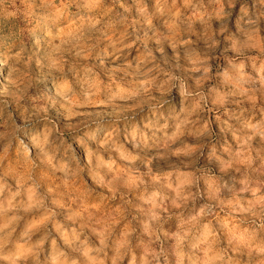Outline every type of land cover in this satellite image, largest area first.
Instances as JSON below:
<instances>
[{"label": "clouds", "instance_id": "9594fccd", "mask_svg": "<svg viewBox=\"0 0 264 264\" xmlns=\"http://www.w3.org/2000/svg\"><path fill=\"white\" fill-rule=\"evenodd\" d=\"M209 4L211 8L205 6L204 0H153L150 12L147 0H132L131 5H125L123 0H0V65L8 68L6 83L0 88V142L6 141L8 146L12 138L29 128L28 116L22 114L17 122L13 108L20 107L30 87L28 73L33 61L24 57V48L19 45L25 31L34 41L39 40L32 31L33 25L42 26L46 36L54 28L60 40L36 58V67L55 70L65 79L68 73L78 75L82 84L87 85L79 96L74 92L64 94L69 112L88 107L115 109L124 102L133 118L134 113L143 109L155 116L167 100L156 103L153 92L166 97L177 83L182 85L178 94L183 118L175 123L174 129L159 144L150 143L147 134L139 142L135 137L130 141L135 149L152 151V155L142 159L139 151L128 152L123 146L117 150L125 163L123 168L115 169L112 179L136 194L137 210L143 219L138 237L136 230L125 228L115 239L111 264H118L125 256L129 264H229L226 252L213 247L215 229L208 219L207 206L201 205L187 217L183 211L198 194L204 195L199 187L203 179L197 175L199 170L189 171L186 179L177 184L173 180L175 170L163 167L156 170L153 166L157 162L167 163L173 157H185V165L191 168L210 133L211 122L204 114L215 110L219 118L221 110L229 111V103L237 106L236 119L241 131L236 136L234 156L223 170L242 172V187L235 199L243 201L247 214L264 220V181L251 176L255 172L264 173V147H252L256 140L264 145V0H252L251 7L243 0L240 5L243 23L238 36L225 26L230 10L236 6L234 0H209ZM73 6L83 14V19L69 26L65 22L71 19ZM133 10L135 17L130 16ZM154 16L161 19L163 29L154 33L155 49L129 60L128 54L137 47L139 37L138 32L135 38L131 35L132 22L143 20L144 26L152 29ZM213 21L219 27H214ZM197 42L203 47H196ZM166 45L173 50L171 59L165 53ZM108 49L112 50L114 66L102 78L88 61L91 53L97 51L103 67ZM220 56L224 57L223 64L216 65L214 70L213 61ZM182 57L197 74L191 89L183 86L180 76L172 70H182ZM85 72L87 80L83 78ZM118 73L130 77L131 83L127 86L121 83ZM89 80L93 83L89 84ZM217 96L222 102L215 100ZM125 119L121 114L116 122ZM186 135L192 136L196 143L184 141ZM241 136L247 137L242 143ZM7 150L5 147L4 151ZM217 159L213 146L207 160L212 163ZM174 218L177 230L166 231L165 224ZM99 235L100 244L105 245V233L101 231ZM133 237H137L139 255L133 250ZM165 241L169 242L168 249L164 247ZM229 242L239 246L244 244V238L233 234ZM248 247L255 250L250 244ZM95 251L101 253L104 248ZM259 251L264 253V248Z\"/></svg>", "mask_w": 264, "mask_h": 264}, {"label": "rangeland", "instance_id": "374dc122", "mask_svg": "<svg viewBox=\"0 0 264 264\" xmlns=\"http://www.w3.org/2000/svg\"><path fill=\"white\" fill-rule=\"evenodd\" d=\"M123 2L131 5L132 0ZM234 2L236 6L230 10V19L225 22V26L230 33L238 36V28L243 23L240 10L243 0ZM147 4L151 12L153 0H147ZM204 4L208 8L212 7L209 0H204ZM247 4L251 7L252 0H247ZM71 12V19L65 22L69 26L83 19V14L75 6ZM135 15L134 10L130 12V16ZM153 24L154 27L149 29L144 26L143 20L132 22L131 35L135 38L138 32L139 37L137 47L128 54L129 60L155 49L154 33L157 29H163L159 17H153ZM213 26L219 27L215 21ZM196 28L199 32L200 26ZM32 31L39 40L34 41L25 31L19 45L24 48V57H30L33 61L28 73L30 87L20 107L13 108L17 122L21 121L22 114L28 116L29 128L12 138L10 146L6 141L0 142V206L4 209L0 212V229H3L0 230V264H95L99 260L111 264V258L115 255V239L125 228L136 230L138 237L143 219L137 210L139 201L136 194L112 179L115 169L123 168L125 163L119 158L117 150L123 146L128 152H141L142 159L151 156L152 151L135 149L130 141L135 137L136 142H139L147 134L151 137L150 143L159 144L165 134L174 129L175 123L183 118L180 111L181 97L178 94L182 85L177 83L166 97L153 92L156 103L167 100L155 116L143 109L134 113L133 118L128 115L124 102L115 109L88 107L74 108L69 112L64 94L74 92L79 96L87 85L82 84L78 75L68 73L65 79L55 70L37 68L36 58L60 40L54 28L48 31L47 36L42 26L33 25ZM195 46L203 47L198 42ZM165 53L169 59L172 58L173 50L167 45ZM91 57L88 65L100 72L102 78L114 66L111 49H108L103 67L100 66L97 51H93ZM223 60L224 57L220 56L213 61L214 70L216 65L223 64ZM180 64L182 70H172L180 76L183 86L191 89L197 74L183 57ZM7 76L8 68L0 65V88L4 87ZM83 78L88 79L87 72ZM117 78L126 86L131 83V78L123 73H118ZM88 83L93 82L89 80ZM215 100L222 102L220 96L215 97ZM227 107L229 111L221 110L219 118L215 110L204 114V118L211 122L210 133L205 137L204 147L191 168L185 165V157H173L167 163L157 162L153 166L156 170L160 167L175 170L173 180L177 184L186 179L189 171L198 169L197 175L203 177L199 187L204 195L198 194L183 210L185 216L193 215L201 205L207 206L210 213L208 219L215 229L214 249L226 252L229 264H264V253L259 251L264 248V220L247 214L243 211V201L235 199L242 187V172L223 170L234 156L236 136L241 131L236 119L237 106L229 103ZM209 108L212 109L211 104ZM121 114L127 119L117 123ZM245 139L246 136H241L240 142ZM183 140L196 143L190 135L184 136ZM213 146L218 159L209 163L207 156ZM5 147H8L6 152ZM252 147L262 148L264 145L256 140ZM251 176L264 181V173L255 172ZM12 215L16 218L13 219ZM164 227L166 231H176L177 220L168 221ZM101 231L105 233V245L100 244ZM233 234L242 236L244 244L238 246L230 243ZM137 237L132 238V243L133 250L139 255ZM249 244L255 250H250ZM102 247L103 252L95 251ZM164 247L168 249V241H165ZM118 264H129V258L125 256Z\"/></svg>", "mask_w": 264, "mask_h": 264}, {"label": "bare ground", "instance_id": "6f19581e", "mask_svg": "<svg viewBox=\"0 0 264 264\" xmlns=\"http://www.w3.org/2000/svg\"><path fill=\"white\" fill-rule=\"evenodd\" d=\"M14 196H15V195H14ZM18 198H19V197H18ZM16 199H17V198H16ZM35 200H36V199H35ZM36 202H37V201H36ZM36 202H35V203H36ZM6 203H7V202H6ZM16 203H17V202H15V204H16ZM21 203H22V202H21ZM40 204H41V202H40ZM18 205H19V204H18ZM30 205H31V204H30ZM33 205L35 206V204H33ZM23 207H24V205H23ZM10 208H11V207H10ZM19 208H21V207H19ZM14 209H15V206H14ZM32 209H33V208H32ZM6 210H7V209H6ZM10 210H11V209H10ZM19 211L23 212V210H21V209H20ZM33 215H34V214H33ZM12 216H13V215H12ZM15 218H16V217H15ZM15 218H14V216H13V219H15ZM45 218H46V217H45ZM16 221H17V220H16ZM49 221H50V219H49ZM49 221H48V222H49ZM48 222H47V223H48ZM8 223H9V222H8ZM12 224H13V223H12ZM39 225H40V224H39ZM4 226H5V225H4ZM11 227H14V225H12ZM16 227H17V226H16ZM2 231H3V229H2ZM10 231H11V230H10ZM32 231H33V230H32ZM45 231H46V230H45ZM29 233H30V232H29ZM29 233H28V234H29ZM5 234H6V233H5ZM9 234H10V233H9ZM17 234H18V233H17ZM26 234H27V233H26ZM43 235H44V234H43ZM43 235L41 234V236H43ZM37 236H38V235H37ZM5 237H7V235H6ZM25 237H26V236H25ZM27 237H28V235H27ZM23 238H24V237H23ZM6 239H7V238H6ZM16 239L19 240V238H16ZM33 239H34V237H33ZM1 240H2V239H1ZM3 240H4V239H3ZM24 240H25V239H24ZM12 244H13V243H12ZM2 246H3V245H2ZM36 251H37V250H36ZM41 251H42V250H41ZM0 252H1V251H0ZM9 254H10V253H9ZM19 255H20V254H19ZM15 256H16V255H15Z\"/></svg>", "mask_w": 264, "mask_h": 264}]
</instances>
